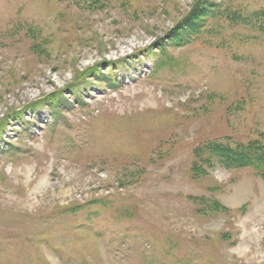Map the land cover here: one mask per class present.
Returning a JSON list of instances; mask_svg holds the SVG:
<instances>
[{
    "label": "rangeland",
    "instance_id": "374dc122",
    "mask_svg": "<svg viewBox=\"0 0 264 264\" xmlns=\"http://www.w3.org/2000/svg\"><path fill=\"white\" fill-rule=\"evenodd\" d=\"M261 11L0 0V264H264Z\"/></svg>",
    "mask_w": 264,
    "mask_h": 264
},
{
    "label": "trees",
    "instance_id": "16d2710c",
    "mask_svg": "<svg viewBox=\"0 0 264 264\" xmlns=\"http://www.w3.org/2000/svg\"><path fill=\"white\" fill-rule=\"evenodd\" d=\"M257 15L264 20V11L257 13ZM192 18L193 16L185 19L183 25H191ZM261 136L264 139V134ZM205 152L218 158L220 163L228 169L252 168L257 176L264 180V140L258 139L248 144H239L236 147L216 142L209 143L204 144L195 153L199 156V153L205 154Z\"/></svg>",
    "mask_w": 264,
    "mask_h": 264
}]
</instances>
